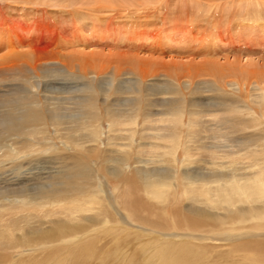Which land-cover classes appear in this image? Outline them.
Listing matches in <instances>:
<instances>
[{
  "label": "bare ground",
  "instance_id": "6f19581e",
  "mask_svg": "<svg viewBox=\"0 0 264 264\" xmlns=\"http://www.w3.org/2000/svg\"><path fill=\"white\" fill-rule=\"evenodd\" d=\"M258 7L256 14L263 11L264 16V5ZM7 28L1 19L0 82L6 90L0 95V171L7 165L19 171L37 157L56 171L41 177L34 187L0 190V264L8 259L25 264L28 258L35 259L38 248L57 253L35 264H94L97 246L107 235L125 242L135 235L136 231L110 228L113 217L98 188L101 174L121 182L134 178L127 182L131 190L147 194L152 203L143 208L136 199L123 200L128 216L122 217V225L141 233L142 225L153 228L147 232L160 248L155 245V251L160 258L171 259L170 264H264V244L242 241L258 234L251 232L264 233V130L257 136L243 134L264 128V69L224 68L209 57L195 67L173 68L137 57L124 59L133 63L129 67L100 65L89 63L83 55L65 53L66 49L40 52L34 41L21 37L5 41ZM52 78L75 84L73 92L48 95L44 88ZM10 86L15 88L7 89ZM239 134L244 135L239 151L216 147L210 152L204 145L206 139L224 142ZM201 149L207 160L197 158L196 150ZM145 153L170 167H139L127 173L125 166L134 161L142 164ZM243 160L251 161L237 168ZM100 162L101 171L96 168ZM199 164L218 169L199 173L193 169ZM175 190L179 194L183 190L187 209L177 208ZM149 207L156 211L146 217ZM43 210H47L44 218L56 219L26 221L27 229L20 226L23 219L32 221ZM170 225L195 234H177L183 243H164L168 235L159 231L171 230ZM92 229L97 233L89 241L77 237L87 231L90 236ZM219 229L224 230V247L217 237L197 235L198 231L216 234ZM226 239L233 247L221 250L229 246ZM134 241L140 243L115 254L121 262L103 259L101 264H146L142 257L149 253L144 246L139 248L145 244L143 238Z\"/></svg>",
  "mask_w": 264,
  "mask_h": 264
},
{
  "label": "rangeland",
  "instance_id": "374dc122",
  "mask_svg": "<svg viewBox=\"0 0 264 264\" xmlns=\"http://www.w3.org/2000/svg\"><path fill=\"white\" fill-rule=\"evenodd\" d=\"M263 3L264 0H0V21L2 19L5 24L7 23L8 28L4 30V33H6L4 35L5 41L13 40L15 42L21 37L24 40L26 39L25 41H34L40 52L46 51L54 54L62 51V49H66V51L64 50L65 53L75 56L83 55L81 57L84 60L94 64L105 65L106 63L108 65L113 64V66H117L118 64L129 67L133 63L124 59L137 57L141 58V60L155 62L156 64H168L173 68H178V65L195 67V64H205L203 61H206L209 57L208 59H211L213 63L223 67L225 66L226 68L240 67L259 69L261 71L264 69V20L254 21V19L257 17L264 18L262 15L263 11L259 15L256 14L260 8L258 6L264 5ZM251 4L258 6L257 8H253ZM8 5L11 7H7ZM248 10L251 11L250 13L253 11V13L248 15ZM80 18H83L84 21H81ZM199 21H210L212 25L209 24V27H207V23ZM229 22L234 25H230ZM229 26H232V28L227 31V27ZM203 42L206 45L204 46L206 47L205 50L209 52H205V55L203 54ZM45 47L49 48L46 49ZM121 56L126 58L122 59ZM119 57L125 63L122 61L119 62ZM111 61L114 62L111 63ZM49 84L44 89L47 90L48 95L52 96L54 93L56 96L66 95L67 92L70 94L75 87V84L70 81H58L53 78ZM70 85H73V89H71ZM14 88L15 86H10L7 89ZM5 90L6 88L1 84L0 95ZM141 115L143 116L142 112ZM142 116L141 119H143ZM209 119L213 121L212 118ZM217 119H220V114L214 120L217 121ZM260 129V131L251 130L243 134H246L245 136L249 134L257 136L255 133H258V135L263 134L261 131L264 128L261 127ZM243 136L239 134L237 137L234 136L231 137L232 139L224 140V142L222 140L213 141L206 139L204 145L209 150L211 148L210 152L215 151L216 147L239 151L242 149V140H240V137L242 138ZM196 151V154H198L197 158L202 156L207 160L206 153H204L203 149ZM49 156L47 155L45 157L47 158ZM133 156L135 159L138 158L135 154ZM144 157L142 164L138 165L134 161L125 166L127 173L135 169L141 170L139 167H146L147 170H165L167 167H170L166 163L162 165L161 159L159 158L149 157L146 153ZM37 158H39L37 161L31 165H26L19 171H13L11 167H7L9 165L3 171H0V190L9 188L18 189L28 185L29 187H34L40 181L41 177H47L56 171L55 168H52L51 164L45 163L46 159L42 157ZM248 161L251 160H243L241 161L242 165L236 167L245 168L250 163ZM199 166L195 165L196 168H193L194 170H198L197 172L199 173L201 171L204 173L211 172L212 170L217 171L216 169H218V166L214 167L208 164H199ZM96 168L101 171L102 162L96 165ZM132 181H134V178H128L121 182L118 179L111 178L109 174H101V176L97 177L99 193L105 197V204L113 217L112 222L109 224L110 228L115 227L116 231L127 229L126 231H132L133 233L136 231L137 233L131 236L127 242L122 239H116L114 235L110 237L107 235V238H103L97 246V256L94 264H101V260L103 259L118 260L121 262V256L115 254L121 255L123 250L132 249L140 243L137 241L135 244L134 238H143L145 242L139 248L144 246L143 249L145 248L147 253L150 254L142 257L145 259L146 264H170L171 262V259L160 258V253L155 251V245L158 250L160 248L152 241L154 239L153 236L151 235V237L149 235L150 233L147 232V230H154L153 228L147 224L142 225L139 228L145 231L141 233L136 228H125L122 225V217L128 216L126 214L127 211L122 209L123 200L131 202L136 199L142 208L152 203L147 194H138L134 190H131V186L127 182ZM175 194L180 201L177 208L183 207L187 209L189 202L183 197V190L181 194L175 190ZM154 204L156 206V203ZM169 207L171 208V204ZM155 211L154 208L149 207L148 212L146 211L144 215L150 217L151 212L153 213ZM39 212H37V216L39 217L35 216L36 219H32V221L25 218L20 226H24V222L26 221L34 223L44 220L45 222H50L56 219V217L44 218L47 210ZM168 213L172 214L171 211H168ZM221 214L224 215V212H221ZM23 216V214L19 215V217ZM6 217L9 218L5 216L4 219H7ZM2 220L0 217V224L3 223ZM49 225L50 223H47L44 227H48ZM170 226L171 230L169 231H159L161 234L168 235L162 240L164 243H183L184 241L177 234H195L191 230L174 229L172 225ZM24 228L27 229L26 225ZM92 230L93 233L90 236L87 231L83 236L80 235L77 237H85L89 241L91 236L97 233L95 231L97 229ZM113 232L115 233L114 230ZM244 232L229 231L228 233L243 234ZM15 233L17 235L22 234L19 231ZM251 233L258 234L256 236H248L242 241L249 240L255 244H264V233L261 231ZM197 235L217 237L222 240L219 243H222L224 247L225 237L223 229H219L216 234L198 231ZM74 239L75 237L71 240L74 241ZM240 240H235L237 241L236 244L241 243ZM226 243L229 246L225 249H222V247L221 250L227 251L233 247L229 244L228 239H226ZM63 244L70 245L68 243ZM47 246L49 247V244ZM55 250L50 248L40 250L38 248L34 254L35 259L28 258L24 263L35 264L44 262L49 256L53 257V255H56L57 252ZM50 252L51 254H49ZM29 254L27 253L26 255ZM38 255L42 257H37ZM12 263L13 260L10 259L1 261V264Z\"/></svg>",
  "mask_w": 264,
  "mask_h": 264
}]
</instances>
